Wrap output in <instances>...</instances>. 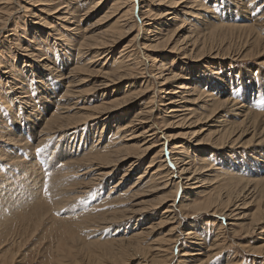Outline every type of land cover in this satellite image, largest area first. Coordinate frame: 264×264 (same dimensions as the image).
I'll use <instances>...</instances> for the list:
<instances>
[{"label":"bare ground","instance_id":"1","mask_svg":"<svg viewBox=\"0 0 264 264\" xmlns=\"http://www.w3.org/2000/svg\"><path fill=\"white\" fill-rule=\"evenodd\" d=\"M20 1L0 0V32L6 30L7 25L13 20L19 21L15 18L18 10L24 11L25 14L31 11L29 7L23 6ZM26 3L27 6L32 7L42 6L40 12L49 16H57L53 18L55 20L52 21L51 19L52 22H46L44 18L40 20L45 30L32 27L25 29L15 22L16 26L12 29L15 36L12 35L13 38L10 42L13 49L14 46L18 47V38L26 36V39L23 37L26 43L25 46L22 45L16 49L26 54H24V58H19L17 62L11 59V56L14 57L15 53L12 50H7L8 61L4 64L1 58L6 46L0 47V175L3 174L4 177L0 181V211L4 212V208H18L23 204L27 206L30 203L34 205L32 213H36L42 219L53 210H64L74 204L78 205L79 209L73 212L70 211L73 217L72 221H76L72 222V226H75V229L77 227L92 229L91 198L94 183L111 177L121 163L130 160L128 164L126 163L127 166L124 167L125 171L123 170L120 180L112 185L113 189L112 187L110 189L112 195H115L116 191L114 189L121 185V180L128 177V173L135 170V166L140 163L143 157L147 156L153 149H157L153 156L149 158L144 171L137 174L135 181L118 195V197L122 196L124 198V200L119 198L118 201L126 203L127 208L125 210L121 209L124 210L121 216L117 213L120 216L119 218L112 217L116 215L115 213L110 220L115 218L112 221L116 220L117 222L118 220V222L124 223L136 219L135 226H137L153 211L164 207L156 225L155 223L152 225L151 222L150 226L141 228L140 231L134 232L130 237L140 242L150 236L156 230L155 227L158 229L161 225L172 223L174 226H170L163 237L161 236L162 238L158 237L159 239L156 238L157 241L153 240L154 243H152L155 244L153 247L145 246L148 248H145V251L148 254L149 252L153 253L156 261L161 264L164 262L163 259L166 260L168 254H171V251L174 250V247L170 246L181 242L178 234L181 222L175 214L177 209L180 217H186V214L184 215L182 211L191 210L194 214L209 213L212 217L230 218L231 213L226 214L229 204L233 202L231 207L237 209L239 205L236 202H240V197L245 196V199L249 200L258 193L259 187L264 191V169L258 170L259 172L246 173L236 171L231 169L228 163L222 162V157H215L212 152L213 150L221 151L223 148H231L232 145L237 144L248 145L254 141L253 145L258 147V156H262L264 127L255 129L259 115L255 114L249 117V109L246 103H240L235 99V95L234 98L231 96V99L218 100L213 92L214 90H212L216 88L206 84L203 79L201 80L205 85L198 87L191 84V74L182 75L180 72H175L173 71L174 68H171L174 66L173 64L169 65L164 60H157L156 57L147 55V52L156 51L160 47H167L168 51L175 53V58L183 56L181 59H184V57L194 55V52L195 55H201L205 50L206 41L216 40L222 42L226 39V36L231 35V30H236L246 46V49L238 54L246 58L263 57L264 1L260 4V0H27ZM50 3L53 4L50 6ZM2 5L4 6L2 7ZM11 5H15V7ZM155 6L157 9L160 6H165L167 10H159L157 12L160 13L156 14L153 10ZM204 10L210 14H220L223 16L221 17L222 20L238 22V25L235 23L227 24V26L223 25L224 28L231 30L218 37H215L216 31L211 32L209 30L210 24L200 31L190 23L183 24L187 27L180 24L181 26L172 33L166 31L167 27H174L181 22L178 15L175 14L176 11L183 16L198 18L200 16L199 11ZM98 13L99 18L94 25H101L102 22L111 19H115L114 23L107 29L100 31V34L92 33L95 35L85 36L86 30L81 28L79 24L83 19L91 18ZM240 13H243V15H240ZM135 17L141 21L138 26L133 23ZM164 17H167L164 21L166 22L165 25L161 23L159 26L153 27L154 21ZM211 19L222 24L220 17L213 15ZM134 26L138 27L135 30L136 34L131 36L132 38L122 50L120 49L119 55L112 59L111 63H107L110 55H114L112 54V48L123 38L130 37ZM140 32L145 33V37L139 38ZM169 33L171 34L168 35ZM50 36L51 39L48 41ZM210 48L208 52H210ZM258 48L259 51H257ZM72 52L76 55L73 59ZM32 57H35L41 63L38 65L37 71L32 65H28L29 61L24 60ZM141 57H145L148 62L150 61L151 66L147 62H142ZM155 64L156 67H154ZM98 67L99 69L94 70ZM66 71L67 75L64 74ZM94 72L102 80L96 86L94 85L96 83L92 84L95 86L94 89H79L81 85H84L89 74ZM212 72L218 74L216 71ZM196 73L199 76V73ZM84 75L86 76L85 79ZM146 78L154 79L156 89L154 86L151 88L153 91L146 97V103H143V105L140 103V108L130 116H116L114 120L109 119L112 120L110 124L115 125V131L110 139L102 145L108 137L107 135L104 137V132H107L110 127L109 122L102 119L104 115L110 117L106 111L121 105L141 102V99L151 89H146V84L149 83L148 80L142 81L139 86L137 81L140 82V79ZM127 79H130V81L131 79L136 80H132L131 86H126L122 94L105 101L106 96L112 93H109V89L113 86L112 83H122ZM181 80L184 82L180 83L175 89H171L174 82ZM218 81L224 82L222 77H219ZM231 84L232 82H228L225 86L228 87ZM259 85L264 87L263 82ZM256 86L244 85V89H247L246 92H250ZM58 88L64 89L58 99V101H61V106L50 111L52 100L48 101L47 98L53 90H58ZM94 91L97 92L95 96L92 95ZM65 98L75 101L70 102L69 106H65L62 103ZM93 98H100L102 101L90 108L85 106L76 107L80 101L89 102ZM5 109L8 110L9 115H7V112V116L3 117L1 113ZM224 109L225 113L223 114ZM204 110H209V115L201 118L203 121L205 120V127L213 126L218 129H215L216 134L213 133V137L208 138L205 134L207 138L198 141L192 138L201 133V128V130L194 131L193 129L189 131L190 133H184L183 135H190L189 139L194 140L191 141L198 143L197 145H200L199 143L207 144L205 149L198 148L192 151L190 156L187 154L183 142H173L176 137L163 131L170 126L177 128L186 124L196 127L200 122V119L199 122H196L198 111ZM236 119L241 121L234 123L233 120ZM92 120L96 122L93 130L100 127L101 131L99 133L92 131V124L90 125ZM38 123L41 127L38 126ZM34 135L37 136L36 142L30 144L27 137H33L34 139ZM160 136L164 137L163 140ZM248 136L250 137L245 140ZM56 138L60 140H55ZM44 146H48L50 149L46 148L45 150ZM22 147L27 149L25 150ZM37 148L43 149L40 155H37ZM53 153H55L54 158L57 160V166L51 168L49 161ZM232 162H234L233 159ZM247 174L255 175V177H246ZM215 184L226 187L227 190L222 193L224 196L221 197L222 194L219 195L220 193L216 196L209 194L208 188ZM260 184H262V187ZM240 185L241 188L238 187ZM238 192L239 194L236 195ZM160 193L161 195H158ZM246 193L247 195H245ZM150 195H157L155 197L156 202H152V199L149 201L144 199V197ZM233 195H235V199ZM117 204L119 203L117 202ZM105 214L107 215V213ZM242 217L244 216L240 215L238 219ZM255 218L253 221L257 223L254 225H257L259 221L257 217ZM101 220H103V217ZM104 220L103 225H105ZM173 221L175 222L173 223ZM65 222L63 221V223ZM109 223L110 225L111 223L114 224L113 222ZM219 227L222 228V225L220 224ZM219 227L217 229L221 230ZM241 228L244 230L245 227ZM252 228L250 230L253 231L254 228ZM245 231H247V228ZM215 232L216 236H213L214 239L210 238L211 242L216 241V239L219 242V237L222 236L219 231V234L217 231ZM115 233L117 235L119 231ZM183 235L188 240L186 244H192L193 240L199 241V244H197L199 249L191 252L190 250H183L180 257L184 259L179 261L180 264H185L192 260L191 258L201 255L202 246L204 249L206 247L208 249V245L212 248L219 244L211 243L210 245L209 243L205 246L209 234L199 235L198 230L195 228H191ZM233 235H235L234 231ZM119 240L115 239V241ZM133 248L135 247L133 246ZM260 249L263 250L264 246ZM138 250L136 249V251ZM216 250L214 251L216 252ZM140 252L137 254L140 255ZM122 253L124 254V252ZM142 254L140 257H142ZM210 256L211 254L206 258ZM119 257L120 255L117 258ZM131 257L133 258V256ZM142 262L147 263L144 260ZM225 264L234 263L228 260Z\"/></svg>","mask_w":264,"mask_h":264},{"label":"rangeland","instance_id":"2","mask_svg":"<svg viewBox=\"0 0 264 264\" xmlns=\"http://www.w3.org/2000/svg\"><path fill=\"white\" fill-rule=\"evenodd\" d=\"M26 1L21 0L20 3L23 6L29 7V9H31V11L28 14H25L24 11L18 10L17 15H15V18L19 19V21L13 20V22H10L9 25H7L6 30H2L0 32V47L6 46V49L4 50L2 58L0 57L2 59L1 61L4 64H6L8 61L7 56H6V55H8L7 50H12L15 53V54L13 53L15 55L14 57L11 56V59H14V62H15V60L17 62V60H19V58H24V56H25L24 54H26V53L19 52L16 50L18 47H21L22 45H23V47L25 46L26 36H22V38L21 37L18 38V47L14 46V49H13V46H11V44H12V43H10L11 39L13 38V36H15L13 34L14 32L12 31V29H14V26H16L15 22H17L19 25H21L25 29H29L32 27V28H37L38 30H45L43 27V24H41L42 21H40V20L42 18H44L45 19L44 21H46V22L51 21V19L53 21V20H55L53 18H55V16H57V15H50L49 16L46 13L40 12L39 10H42V8H43L42 6H37V7L27 6ZM263 1L264 0H260V4H262ZM106 2H108V1H106ZM205 3H207V1H205ZM52 4L53 3H50L49 5L51 6ZM3 6L4 5H2V7ZM11 6L15 7V5H11ZM259 6H257V7H259ZM18 8H15V9H18ZM153 8H154L153 10L156 14L160 13V12H157L159 10H165V9L167 10V7H165V6H160V7H158V9L156 8V6ZM172 10H176V9H172ZM99 13L97 15L92 16L91 18L83 19L81 21V23L79 24V25H81L80 26L81 28L86 30L85 36H90L92 33H95L96 35H97V33L100 34V31L107 29V27L112 26V24L114 23L115 19H111V20L105 21L104 23L102 22L101 25L100 24L94 25V23L99 18V16H98ZM199 13H200V16L198 18H191V17L186 16V15L183 16V15L179 14V12L176 11L175 14L178 15L181 22L177 23L174 27H170V28L167 27L166 31H171V33H172V31H175V29L178 28L179 26H181L183 24L187 25L188 23L195 25L196 26L195 28L198 31H200L203 27H206V25L209 26V24H210L211 26H209V30L211 32L216 31L215 37H218L219 35L226 34V33H228V31L231 30L229 28H224L225 26H223V25L227 26V24H233V23L238 25V22H228V21L222 20L221 17H223V16L220 14H216V13L210 14V13H207L205 10L199 11ZM213 15L220 17L222 24H219L216 21H214L213 19H211ZM240 15H243V13H240ZM136 18L137 17H135V19L133 20V23L138 26L141 24V21L138 18L137 19ZM166 19H167V17H164L162 19H158V20L154 21L153 27L159 26L161 23H164L163 25H165L166 22H164V21H166ZM55 22H58V21H55ZM92 25H94L95 27ZM186 25L185 26L183 25V27H187ZM217 25H222V26H217ZM137 26L133 27L130 37L123 38L114 46V48H112V54H114V55H110V57L107 60V63H111V60L116 58L119 55L120 49L122 50L123 47L128 44L129 40L132 38L131 36H134L136 34L135 30H137V28H138ZM144 30H145V27H144ZM171 33H169L168 35H170ZM230 33H231V35L226 36V39L222 42H218L216 40H212V42L206 41L207 45L205 44V50L201 55H195V52H194V55H192L190 57H184V59H181V58H183V56L175 58L174 57L175 53L168 51L169 49L167 47H165V48L160 47L156 51H149V52H147V55H149L151 57L152 56L156 57L157 60H159V59L164 60L169 65H171V64H173L174 66L176 65L175 67L170 66L172 69L174 68L173 71H175V72H180L182 75L191 74L192 75L191 84H195L198 87H202L203 85H205L202 83L203 81L201 79H203L206 82V84H208L209 86L211 85L212 87L216 88V89H212V90H214L213 92L215 93L216 97H218V100H224V99H228V98L231 99V96H233V98L236 96L235 99H237L240 103H246V105L249 109V117H252V115H255V114L259 115L257 118V120H258L257 121V127L255 128L257 130V129H260V127L261 128L264 127V87L262 85H259L262 82L264 83V64H263L264 63V56L263 57H256V58L255 57L246 58V57H243L242 55H239L238 53L242 52L243 49H246V46L243 44V41L241 40V35L238 34L236 30H231ZM95 34H92V35H95ZM51 36L48 37V41L51 39ZM142 37H145V33L143 34V32L142 33L140 32L139 38H142ZM207 47H208V49H207ZM210 47H212V48H210ZM209 48H210V52H208ZM257 51H259V48L257 49ZM71 54L73 55L72 59L75 58L76 55L73 52ZM141 59H142L141 60L142 62H144V63L147 62L148 65L151 66V62L150 61L148 62V60L145 57H141ZM24 60L29 61L30 63L28 65H32V67L36 71L38 70V65L41 64V63H39V61L37 59H35V57H32L30 59L26 58ZM9 61L12 62L13 60H9ZM168 64H167V67L169 66ZM35 66H36V68H35ZM156 66L157 65L155 64L154 67H156ZM95 69H99V67L94 68V70ZM212 71H216L218 74H215ZM196 72L199 73L198 74L199 76L196 75L197 74ZM66 73H67V71L64 74L67 75ZM203 73H204V76H203ZM83 77H84V79L86 78L85 75ZM219 77H222L224 82H222V83L219 82L218 81ZM85 80H86V82L84 83V85H81L80 86L81 88H79V89H81V90H83V89H94V87L97 85V83H99L100 80H102V78L100 76H98L97 73L94 72V73L89 74V77H87ZM132 80L133 79H131V81H130V79H127V80L123 81L122 83H112L113 86L111 87V89H109V93H111V92L112 93L111 94L108 93L109 95L106 96L105 101H107L111 97L115 98V97L119 96L120 94H122L123 90L126 88V86H128V87L131 86L130 84H132V82L135 81L136 79L133 81ZM144 80L149 81V83L146 84L147 85L146 89H151V88H153V86H154V88L156 87V84H155V81H153L154 80L153 78L140 79V82L137 81V83H138L137 85L139 86V84L142 81L144 82ZM182 82H184V81L181 80L179 82L178 81L174 82L171 85V89H175ZM228 82H232V84L227 87V86H225V84H227ZM94 83H96V84H94ZM187 83H189V82H187ZM92 84H94L95 86ZM244 85H247V86L258 85V86L251 89L250 92H246L247 89H244ZM59 86L61 87L60 84H59ZM152 91L153 90L151 89V91H149L147 94H145V96L141 99V102H136V103H132V104H128V105H121L118 107H114L112 110L106 111V112H108L110 117H108L107 115H104V117L102 119H106L110 124L111 121L116 118V116H126V115L130 116L133 112H136L137 109L140 108L139 107L140 103L142 105H143V103H146V101H147L146 97L148 95H150V92H152ZM63 92H64V89L58 88V90H53L52 94H50L48 96L47 100L48 101L52 100V106H51L50 111H53L57 107L61 106V101H58V99L61 97V94ZM92 95L93 96L97 95V92H95V91L92 92ZM73 101H75V100H72L70 98H65L62 103H64L65 106H69V103L73 102ZM100 101H102L100 98L99 99L93 98L92 101H89V102L88 101H84V102L80 101L76 107L85 106L87 108H90L91 106H95V105L99 104ZM208 111L209 110L198 111V115L196 118L198 120H196V122H199V119H200V122L198 123V125H196V127L194 125H190V126H192V127H190L187 124L183 125L182 127H177V128L170 126L163 132H166L167 134L169 133L168 135L171 134V136L173 135V137H176L173 140V142H175V143H182L183 142L185 144V149L187 150L188 155H190L192 151H195L198 148L205 149V146L207 145L206 143H203V144L199 143L200 145H197L198 143L192 142V141L202 140V138H207V136H208V138H210V137H213L214 134H216L215 129L217 130L218 128L213 127V126L205 127L206 126V123L204 124L205 120L203 121L201 119V118L209 115ZM7 112H8V110L5 109V111L1 113L2 116L5 117V116L9 115V112L8 113ZM70 112H74V111H70ZM6 113H7V115H6ZM157 113L159 114V112H157ZM224 113H225V109L223 110V114ZM95 115H97V114H95ZM200 116H202V117H200ZM109 119H112V120H109ZM190 120H192V118H190ZM240 121H241L240 119L239 120H237V119L233 120L234 123H239ZM170 122H171V120H170ZM95 123L96 122L93 120H92V122H90V125L92 124V126H91L92 131H96V133H99L101 131L100 127H99V129L93 130ZM39 124L40 123H38V126L41 127V125H39ZM91 127H89V128H91ZM193 129H194V131L201 130V133L197 137L192 138L194 140L189 139L190 135H187V136L183 135L184 133L185 134L190 133L189 131L193 130ZM114 131H115V125L110 124L108 131L104 132L105 133L104 137H105V135H107L108 137H106V141L104 143H102V145H104L110 139V136L113 135ZM198 132H200V131H198ZM175 134H177V135H175ZM205 134L207 135L206 137H205ZM160 137L162 138L161 140H163L164 137L163 136H160ZM249 137L250 136L246 137L245 140H247ZM36 139H37L36 135H34V139H33V137H27V141H29L30 144H34L36 142ZM57 139L60 140L59 138H56L55 140H57ZM253 143H254V141H252V143L248 144V145H240V144L232 145L231 148H229V147L223 148L221 151L213 150L212 152H213V155H215V157L216 156L222 157L223 159L221 161L228 163V165L231 167V169H234L236 171H243L245 173L246 172H259L258 170L264 169V149H262L263 153L261 152L262 156H258V147H255L253 145ZM48 144H51V143H48ZM55 144H56V142H55ZM168 144H169V142H168ZM51 145H54V144H51ZM22 148L25 150L27 149L24 147H22ZM46 148L50 149L48 146H44L45 150H46ZM156 150L153 149L152 152H150L147 156L143 157V159L140 160V163H138V165L135 166V170L128 173L129 174L128 177L121 180V185L114 189L116 191L115 195L114 194L112 195V192H110V189H111L113 184H116V182H118V180H120V178L122 176V172L125 171L124 167L127 166V164L130 162V160L121 163V165L118 168H116L115 172H113L111 177L107 178L106 180L99 181L98 183L97 182L94 183L95 186H92V198H91L92 199V206H91V208H92V229H90V228L84 229V227L83 228L77 227L75 229V226H72V222H76V221H72L73 217L71 216L70 211L73 212V211L79 209V206L74 205V204H71L69 207H67L64 210H59V209L53 210L50 213H47L48 215L42 219L36 213H34V214L32 213L34 205H31L30 203H28L27 206H25L24 204H23V206L20 205L18 207L19 209L12 207L10 209L4 208L5 209L4 212L1 210L2 212L0 211V213H1L0 214V264H141V262L143 260L145 262H147L146 264H152V263L159 264L156 261V259L154 258V254L151 252H149V254H148V252L145 250L148 249L147 247H150V246L153 247V245H155V244H153L154 241H157V239L162 238L163 235L165 234V232L168 231V228L170 226H174L172 223H166V224L164 223L165 225L164 226L161 225L162 227L160 226V227H158V229H157V227H155L154 229H156V230H154L150 236L142 239L140 242L136 241L135 238H130V237L132 236V234L134 232L140 231L141 228H146V227L150 226L151 224L154 225V223L156 225V223L158 222L157 219L160 218L159 216H161V212L163 211L164 207L158 209L157 211H153L150 215L145 217L144 221L142 220L143 221L142 223H140L137 226H135V224L137 223L136 219L130 220V221L128 220V221H125L124 223H122L120 221L118 222V220H117V222H116V220L112 221L115 218H112L110 220L111 216L115 213H116V215H113L112 217L115 216V217L119 218L122 215V211H124L125 208H127L126 203H123V202L121 203L120 201H118L119 198H122V196L118 197V195L120 194V192H122V190L127 188V186H130V184H132L135 181L137 174L144 171V168H145L146 164L148 163L149 158H151L153 156V154L155 153ZM259 150H261V149H259ZM54 155H55V153L52 154V157L50 158L51 160L49 161V166L51 168H54L57 166V160H55ZM252 157H254L255 159H253ZM232 159L234 162H232ZM0 171H1V169H0ZM246 177L253 178V177H255V175L247 174ZM2 179H4L3 174L0 175V181ZM261 185L262 184H260V186ZM238 187L241 188V185ZM225 188H226L225 186H219V185L215 184V185H211L208 188V191H209V194H213L216 196L219 193H220L219 195L224 193L227 190ZM240 188H238V189H240ZM112 189H113V187H112ZM259 191L255 196L251 197V199H249V200L245 199V196H243V198L240 197V199H239L240 202L239 201L236 202V204L239 205V207L237 209L231 207L233 202L231 204H229L228 206H230V207L227 206L228 212H226V214L228 213L227 215H229V213H231L230 218L221 217V216H216V217L213 216L212 217L211 214L204 213V212H203L204 214H194L191 210H188L187 211L188 213L185 212L186 210L182 211L184 213V215L186 214V217H180L179 211L177 209L175 211V214H176V218L181 222L180 229H178L179 230L178 234L180 235L181 242H179L177 245L170 246V247H174L173 248L174 250L171 251L172 252L171 254H168L169 259L167 256L166 260L163 259L164 262H162L161 264H166V263L167 264H176V263L180 264L179 261L181 259H184V258L180 257L183 250H190V252H191L192 250H198L199 249V247L197 246V244H199L198 243L199 241L193 240L192 244H186V242L188 240L186 239L185 235H183V234H185L186 231L190 230L191 228H195L196 230H198L199 235H202V234L208 235L209 234V236L207 237L208 239L206 241L205 246H207L209 243H210V245H211V243L212 244L213 243L214 244L219 243V244H217L218 247L217 246L212 247L213 249L211 248V246L208 245V249H207V247L205 248L207 250H205L204 247L202 246L201 247L202 252H200V254L201 253L202 254L197 256V257L191 258L192 260H190L189 262H187L185 264H195V263L197 264V262H198V264H203V263L204 264H225L228 260L232 261L234 264H236V263L237 264H264V249L263 250L260 249L264 246V191L261 190L260 187H259ZM109 194H110L111 198H110ZM238 194H239V192L236 195H238ZM158 195H161V193ZM245 195H247V193ZM156 196L150 195V196L144 197V199H146L148 201L150 199H152V202H156V200H155ZM222 196H224V194H222L221 197ZM234 197H235V195H233V198ZM254 197L255 198L258 197V198L255 199ZM188 198H190V197H188ZM246 198H249V197H246ZM120 200H124V198H122ZM248 201H249V203H248ZM117 202L119 204H117ZM240 203H242V205H240ZM24 207H25V209H24ZM253 208H255V209H253ZM258 208H259V210H257ZM121 209H124V210H121ZM114 210H115V212H114ZM246 211H247V213H246ZM105 213H107V215ZM117 213L120 214V216ZM97 214L100 216H98ZM188 214H190V215H188ZM240 215L244 216V217H242L241 219H238ZM102 217H103V220L105 219L104 220L105 225H103V223H102L103 222V220H101ZM108 217H109V219H108ZM255 217H257V219L259 221L257 225H254L257 223L255 221H253L254 219H256ZM118 218H116V219H118ZM40 219H41V221H40ZM98 220H100V221H98ZM63 221H66V222L63 223ZM106 221H108V222H106ZM109 222H113L114 224L111 223V225H110ZM174 222L175 221H173V223ZM220 224L222 225V228L219 227ZM175 225H176V223H175ZM243 226L245 227L244 230H243V228H241ZM71 227H73V228H71ZM218 227L222 231L218 230L217 229ZM251 227L254 228V229L252 228L253 231L250 230ZM246 228H247V231H245ZM118 231H119V233L116 235L115 232H118ZM144 231H147V230H144ZM215 231H217V233L219 231L220 234L222 233L221 234L222 236L219 237V242L217 241V239H216V241L211 242V239H214L213 236H216ZM233 231H234L235 235H233ZM237 231L239 233H235ZM243 233L245 236L242 235ZM241 235L244 237H242ZM223 236H224V238H223ZM154 237H155V239H153ZM215 238H217V237H215ZM115 239H120V240L115 241ZM121 239H122V241H121ZM124 240H125V243H124ZM220 240H222V241H220ZM149 241L151 243L152 242L153 243L151 244ZM128 242H129V245H128ZM132 242L134 245L132 244ZM134 242L138 243L139 245H137ZM144 242H146L147 244ZM118 243L121 247L118 245ZM133 246L135 248L137 246L136 249L137 250L139 249V250L136 251V249L133 248ZM145 246H147V247H145ZM256 246H259V247H256ZM121 248H122V250H121ZM128 248L130 250H127ZM216 248H218L219 250L218 249L216 250ZM125 249H126V252L128 251L127 253L125 252ZM251 249H252V252L250 251ZM259 249H260V251H258ZM214 250H216V252ZM253 250L254 251L256 250L257 253L254 252ZM213 251L215 254L213 253ZM122 252H124V254ZM139 252H140V255H138ZM207 252H209V253H207ZM131 253H133V254H131ZM142 253L143 254L146 253V254L143 255ZM193 253H195V252H193ZM127 254H129L130 256ZM134 254H135V256H134ZM141 254H142V257H140ZM210 254H211V256L206 258V256H209ZM119 255H120V257H119L120 259L117 258ZM149 255L150 256L152 255V257H150ZM131 256H133V258ZM139 257H140V259H139ZM204 258L207 259V262H206V259H204ZM200 259H201V261H200ZM211 259H212V261H211ZM234 261H237V262H234ZM142 264H144V263L142 262Z\"/></svg>","mask_w":264,"mask_h":264},{"label":"snow or ice","instance_id":"3","mask_svg":"<svg viewBox=\"0 0 264 264\" xmlns=\"http://www.w3.org/2000/svg\"><path fill=\"white\" fill-rule=\"evenodd\" d=\"M36 152H37V155H40V154L43 152V149H41V148H37V149H36Z\"/></svg>","mask_w":264,"mask_h":264}]
</instances>
